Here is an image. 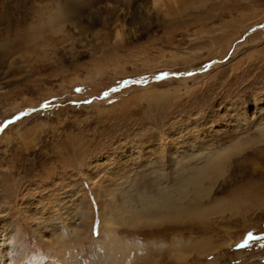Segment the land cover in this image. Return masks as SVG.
<instances>
[{"label":"rangeland","instance_id":"374dc122","mask_svg":"<svg viewBox=\"0 0 264 264\" xmlns=\"http://www.w3.org/2000/svg\"><path fill=\"white\" fill-rule=\"evenodd\" d=\"M0 129V264H264V0H0Z\"/></svg>","mask_w":264,"mask_h":264},{"label":"bare ground","instance_id":"6f19581e","mask_svg":"<svg viewBox=\"0 0 264 264\" xmlns=\"http://www.w3.org/2000/svg\"><path fill=\"white\" fill-rule=\"evenodd\" d=\"M51 22L53 21L51 20ZM48 24L49 23H46V25ZM52 25L53 24L51 23L50 26ZM41 28L42 26L40 27V29ZM217 159H208L206 165L201 168L198 173H194L196 175L191 176V178L187 180L185 184L186 186H184L185 188L183 186H179V188L172 191H169L168 189V191L162 190L163 192L161 193V195L156 198L150 195L148 198L146 196H143L141 199L142 201H144V203L141 201L143 204L142 206H140V208H137L135 203L133 202L134 200L132 201L131 199L127 202V204H121V207L115 206L110 211H108L110 217H104L105 223H108L112 226L126 225L128 227H138L140 225H148L150 224V222L155 220L170 218L173 216L175 218V216L178 217V215H180L181 213L190 212V210L187 211V207L179 203L181 198L187 195L185 189H187L190 185H193L195 186V188L200 190L201 182L206 179L213 170L215 171V169L217 168ZM117 233L118 231H116L115 228H109L105 232V241L102 244V249L104 256L103 258L106 264H128L130 262L129 259L132 254L133 247L128 246L124 241L119 240Z\"/></svg>","mask_w":264,"mask_h":264},{"label":"snow or ice","instance_id":"6c2138e0","mask_svg":"<svg viewBox=\"0 0 264 264\" xmlns=\"http://www.w3.org/2000/svg\"><path fill=\"white\" fill-rule=\"evenodd\" d=\"M188 75H192V73H189ZM128 83H130V82H128V81H125V84H128ZM113 91H115V89H113ZM105 95H107V94H105ZM45 107H47V105H45ZM17 119H19V118H17ZM12 123V121H8L7 122V124H11ZM0 130H2V129H0ZM251 238V233L249 234V239ZM240 247H244V245H240Z\"/></svg>","mask_w":264,"mask_h":264}]
</instances>
